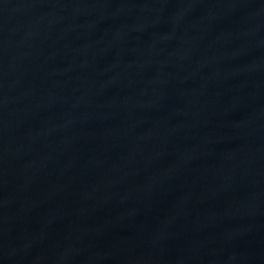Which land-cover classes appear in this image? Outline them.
Masks as SVG:
<instances>
[{"label":"water","instance_id":"1","mask_svg":"<svg viewBox=\"0 0 264 264\" xmlns=\"http://www.w3.org/2000/svg\"><path fill=\"white\" fill-rule=\"evenodd\" d=\"M0 264H264V0H0Z\"/></svg>","mask_w":264,"mask_h":264}]
</instances>
